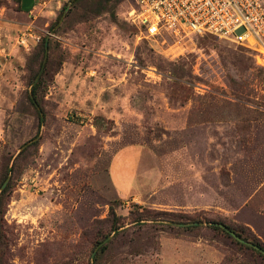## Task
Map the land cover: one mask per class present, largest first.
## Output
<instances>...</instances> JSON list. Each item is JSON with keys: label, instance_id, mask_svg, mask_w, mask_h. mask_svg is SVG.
I'll list each match as a JSON object with an SVG mask.
<instances>
[{"label": "rangeland", "instance_id": "rangeland-1", "mask_svg": "<svg viewBox=\"0 0 264 264\" xmlns=\"http://www.w3.org/2000/svg\"><path fill=\"white\" fill-rule=\"evenodd\" d=\"M46 1L29 16L0 0V196L14 185L0 263L213 264V246L263 264L190 222L264 243L263 58L211 36L140 38L134 0ZM42 37L54 42L40 68ZM49 58L42 108L32 91ZM111 208L124 226L96 245ZM145 209L163 214L135 223Z\"/></svg>", "mask_w": 264, "mask_h": 264}, {"label": "built area", "instance_id": "built-area-1", "mask_svg": "<svg viewBox=\"0 0 264 264\" xmlns=\"http://www.w3.org/2000/svg\"><path fill=\"white\" fill-rule=\"evenodd\" d=\"M127 20L140 38L212 36L264 60V0H134Z\"/></svg>", "mask_w": 264, "mask_h": 264}, {"label": "trees", "instance_id": "trees-1", "mask_svg": "<svg viewBox=\"0 0 264 264\" xmlns=\"http://www.w3.org/2000/svg\"><path fill=\"white\" fill-rule=\"evenodd\" d=\"M17 2V4H19L21 2V0H15ZM110 0H106V2H109ZM20 8V7H19ZM60 20V17H59ZM212 37V36H211ZM215 38V37H213ZM49 40V53L52 51V47H53V40L47 37H42L39 44H38V49L37 52L35 53L34 56V61L35 60H39L40 64L39 67L41 68L42 65V61L44 59L45 56V42L46 40ZM50 56V55H49ZM51 63V60L49 58L48 61V65L42 75V78L40 80L39 83H37L34 87H33V96L34 99L37 101V103L40 105V107H42V102H43V90L46 88V84H47V77L49 78L50 76V70H49V65ZM39 68V69H40ZM39 70H35L33 72L32 75V80H35V77L37 76ZM30 102L32 103V105L34 106L33 101L30 99ZM35 107V106H34ZM43 108V107H42ZM38 145V144H37ZM14 171H17V165H15L14 167ZM8 176V167L5 166L2 168V170L0 171V186L3 184V182L5 181V179ZM14 187L13 182H11L8 186V188L5 190V192L0 196V215L3 214V209L5 207V204L7 202V199L10 197L11 194V189ZM144 214H140L136 217L135 223L137 222H141V221H158L157 218L159 217V215L163 214V213H153L150 210L145 209L144 210ZM166 214V213H164ZM108 224L110 227L109 233L108 234H104L103 238L100 240V242H97L96 245H99L100 243H102L105 239L108 238V236L113 233L116 232V235H120V231L119 229L122 228L124 226L123 223H121V218L118 217L116 215L115 209L111 208V212L109 215V219H108ZM190 222L192 223H203V222H207L210 224H215V226H211L210 229H212L213 231L216 232H220L221 234H223L225 237L229 238L230 240H232V242L237 245L240 248V251L243 252V255H245L247 252H249L252 256H254L257 259H260L261 262L264 264V254L262 252H260L259 250H257L255 247H259L261 250L264 251V243L260 241L259 238H257L253 232L249 229V228H244V227H234V226H230L226 223H223L221 221H216V220H207V219H203V218H190ZM216 224H222L224 225L227 230L222 229L218 226H216ZM145 225V224H144ZM173 228V227H170ZM2 229L3 226L0 222V239H1V235H2ZM201 229V226H195V227H189L185 230H198ZM180 230V229H179ZM184 230V229H181ZM228 231H231L232 233H234L236 236H238L240 239L244 240L246 243H251L253 246L250 247L246 244H242L241 242H239L238 240H236ZM108 249V246H103L99 253L97 254V256L95 257V263H98V258L100 256V254L104 251H106ZM228 259L224 260V258L222 259V261L219 264H228ZM245 262L240 261L239 259L237 260L236 263L234 264H244ZM0 264H5V263H0Z\"/></svg>", "mask_w": 264, "mask_h": 264}, {"label": "crops", "instance_id": "crops-1", "mask_svg": "<svg viewBox=\"0 0 264 264\" xmlns=\"http://www.w3.org/2000/svg\"><path fill=\"white\" fill-rule=\"evenodd\" d=\"M58 4H60V2H58ZM17 5L20 7L21 13L29 16H34L37 15L39 12H41V14L42 13L45 14V11L47 10L45 7H48L49 3L46 0H21V2ZM214 248L212 246V248H204V249L206 250V252L208 250V255L213 257V259L217 261L213 264H219L223 259V255L221 252L215 250L216 248L215 249Z\"/></svg>", "mask_w": 264, "mask_h": 264}, {"label": "water", "instance_id": "water-1", "mask_svg": "<svg viewBox=\"0 0 264 264\" xmlns=\"http://www.w3.org/2000/svg\"><path fill=\"white\" fill-rule=\"evenodd\" d=\"M195 225H199L198 223ZM223 229L227 230V228L225 226H221ZM236 240H238L239 242L243 243V244H247L244 240L240 239L238 236H236L234 233H232L231 231H228ZM103 244H101L100 246H102ZM257 250H259L260 252H262L264 254V251L261 250L259 247H255Z\"/></svg>", "mask_w": 264, "mask_h": 264}]
</instances>
